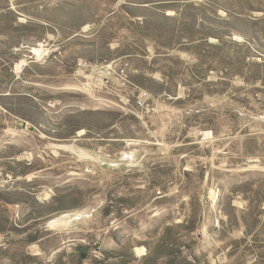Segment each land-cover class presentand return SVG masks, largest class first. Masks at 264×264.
Segmentation results:
<instances>
[{
    "label": "rangeland",
    "instance_id": "obj_1",
    "mask_svg": "<svg viewBox=\"0 0 264 264\" xmlns=\"http://www.w3.org/2000/svg\"><path fill=\"white\" fill-rule=\"evenodd\" d=\"M0 264H264V0H0Z\"/></svg>",
    "mask_w": 264,
    "mask_h": 264
}]
</instances>
